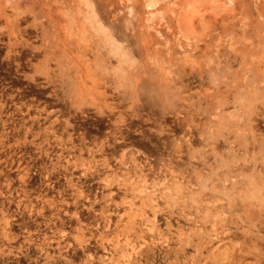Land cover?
Instances as JSON below:
<instances>
[{
    "label": "rangeland",
    "instance_id": "1",
    "mask_svg": "<svg viewBox=\"0 0 264 264\" xmlns=\"http://www.w3.org/2000/svg\"><path fill=\"white\" fill-rule=\"evenodd\" d=\"M187 1L0 0V264H264V0Z\"/></svg>",
    "mask_w": 264,
    "mask_h": 264
},
{
    "label": "bare ground",
    "instance_id": "2",
    "mask_svg": "<svg viewBox=\"0 0 264 264\" xmlns=\"http://www.w3.org/2000/svg\"><path fill=\"white\" fill-rule=\"evenodd\" d=\"M196 1H202V2H207V1H209L210 3H214L213 2V0H189V1H187V8L185 9V10H187L188 8H189V10L191 9L192 10V12H193V9H194V6L195 5H197L196 4ZM201 2V3H202ZM148 7H152L153 5H154V0H148V2H147V4H146ZM89 6V5H88ZM90 8H91V6H90ZM188 11V10H187ZM89 13V12H88ZM92 16H93V14H92ZM91 16V17H92ZM150 20H151V18H150ZM95 23V22H94ZM93 25V24H92ZM101 24H97V28L95 29L94 28V30L96 31V32H98V33H100V34H104L105 35V33H106V29L107 28H104V27H102V26H100ZM188 27V26H187ZM184 36H185V34H184ZM111 39V38H110ZM104 40V39H103ZM108 40V39H107ZM114 45V49H113V53H114V55H116L117 54V52L119 51V46H120V44H118V43H116V44H113ZM111 46V45H110ZM112 51V50H111ZM126 61V60H125ZM58 177V176H57ZM31 178H33V177H31ZM41 178V177H40ZM46 179H47V176H46ZM26 180V179H25ZM30 180V179H29ZM46 181V180H45ZM48 181V180H47ZM27 182V181H26ZM36 182V181H35ZM30 183V182H29ZM35 184V183H34ZM51 184V183H50ZM49 184V185H50ZM55 184V183H54ZM38 187H40V186H38ZM37 188V187H36ZM53 188V187H52ZM39 189V188H38ZM52 190V189H51ZM45 191H47V189L45 190ZM49 192V191H48ZM60 192V191H59ZM44 193V192H43ZM31 195V194H30ZM58 206V205H57ZM57 208V207H56ZM8 222L9 221H5V223L6 224H8ZM28 249V248H27ZM17 255V254H16ZM92 256V255H91Z\"/></svg>",
    "mask_w": 264,
    "mask_h": 264
},
{
    "label": "flooded vegetation",
    "instance_id": "3",
    "mask_svg": "<svg viewBox=\"0 0 264 264\" xmlns=\"http://www.w3.org/2000/svg\"><path fill=\"white\" fill-rule=\"evenodd\" d=\"M17 62H13V64H16ZM9 67L7 64L5 66V68H2V70H0V72H2V74H0V85L1 87H4V90H6L7 88L10 89H16L17 87H14V82L15 79H18L16 75H13L11 73V71L9 70ZM12 70H16L15 67H13ZM26 91H31V89H26ZM15 256H17L15 254Z\"/></svg>",
    "mask_w": 264,
    "mask_h": 264
}]
</instances>
